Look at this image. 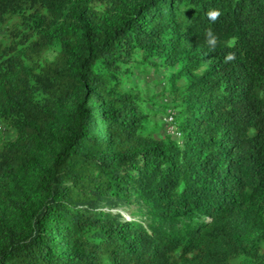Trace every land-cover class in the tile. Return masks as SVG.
I'll use <instances>...</instances> for the list:
<instances>
[{
  "label": "trees",
  "instance_id": "1",
  "mask_svg": "<svg viewBox=\"0 0 264 264\" xmlns=\"http://www.w3.org/2000/svg\"><path fill=\"white\" fill-rule=\"evenodd\" d=\"M0 121V264H264V0H0Z\"/></svg>",
  "mask_w": 264,
  "mask_h": 264
},
{
  "label": "rangeland",
  "instance_id": "2",
  "mask_svg": "<svg viewBox=\"0 0 264 264\" xmlns=\"http://www.w3.org/2000/svg\"><path fill=\"white\" fill-rule=\"evenodd\" d=\"M56 48L48 50L47 57L53 58L56 54ZM135 61L129 65L128 76L124 81V89L128 92L137 93L146 102L144 107L149 111L150 128L155 131L158 138L170 136L177 139L167 121L169 113L175 111L178 115L179 108L172 91H170L171 77L173 71L180 67L176 64L175 67L170 64L162 63L158 58H154V64H150V60H144L141 54L134 56ZM0 134L6 140H12L16 136V131L13 127L0 121ZM248 260L247 255H243L236 263Z\"/></svg>",
  "mask_w": 264,
  "mask_h": 264
},
{
  "label": "built area",
  "instance_id": "3",
  "mask_svg": "<svg viewBox=\"0 0 264 264\" xmlns=\"http://www.w3.org/2000/svg\"><path fill=\"white\" fill-rule=\"evenodd\" d=\"M176 117L177 116L175 115V111H173V112L169 113L168 118H167V121L169 123V126H171L170 127V130L174 134H176L177 138H179L180 135H181V133H180V131H179L177 125H176V122H175L176 121Z\"/></svg>",
  "mask_w": 264,
  "mask_h": 264
},
{
  "label": "clouds",
  "instance_id": "4",
  "mask_svg": "<svg viewBox=\"0 0 264 264\" xmlns=\"http://www.w3.org/2000/svg\"><path fill=\"white\" fill-rule=\"evenodd\" d=\"M213 18H215V17L213 16Z\"/></svg>",
  "mask_w": 264,
  "mask_h": 264
}]
</instances>
